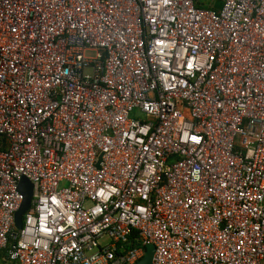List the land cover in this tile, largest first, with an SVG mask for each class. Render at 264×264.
Segmentation results:
<instances>
[{
	"label": "built area",
	"instance_id": "2783aa9c",
	"mask_svg": "<svg viewBox=\"0 0 264 264\" xmlns=\"http://www.w3.org/2000/svg\"><path fill=\"white\" fill-rule=\"evenodd\" d=\"M215 1L0 0V264H264V0Z\"/></svg>",
	"mask_w": 264,
	"mask_h": 264
},
{
	"label": "water",
	"instance_id": "95a60500",
	"mask_svg": "<svg viewBox=\"0 0 264 264\" xmlns=\"http://www.w3.org/2000/svg\"><path fill=\"white\" fill-rule=\"evenodd\" d=\"M19 191L23 196V200L18 208V210L14 214V227L15 230L19 231L22 229L23 226V216L25 212L28 211V209L31 206V202L34 195V186L32 182L27 179L26 177H23L21 181L19 182ZM155 248L153 245H148L145 250V255L143 258L136 264H152V258L154 254Z\"/></svg>",
	"mask_w": 264,
	"mask_h": 264
},
{
	"label": "rangeland",
	"instance_id": "374dc122",
	"mask_svg": "<svg viewBox=\"0 0 264 264\" xmlns=\"http://www.w3.org/2000/svg\"><path fill=\"white\" fill-rule=\"evenodd\" d=\"M200 1H201L202 3H205V4H211V3H214V2L216 3L215 0H200ZM217 6H218V4H217ZM86 73H87V74H91V71H90V70H87ZM106 242H107L106 240H101V243H102V244H106Z\"/></svg>",
	"mask_w": 264,
	"mask_h": 264
}]
</instances>
